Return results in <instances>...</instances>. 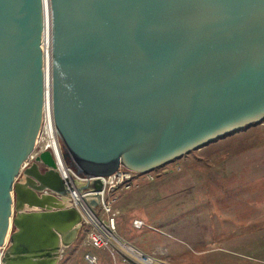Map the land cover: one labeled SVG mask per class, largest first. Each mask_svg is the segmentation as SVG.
<instances>
[{"label": "water", "instance_id": "1", "mask_svg": "<svg viewBox=\"0 0 264 264\" xmlns=\"http://www.w3.org/2000/svg\"><path fill=\"white\" fill-rule=\"evenodd\" d=\"M53 122L91 209L143 174L264 120V0H50ZM43 0H0L1 264H58L83 217L50 150ZM70 161V162H68Z\"/></svg>", "mask_w": 264, "mask_h": 264}, {"label": "rangeland", "instance_id": "2", "mask_svg": "<svg viewBox=\"0 0 264 264\" xmlns=\"http://www.w3.org/2000/svg\"><path fill=\"white\" fill-rule=\"evenodd\" d=\"M257 178L264 182V120L136 174L106 194L112 216L98 207L93 213L105 225L113 218L115 237L160 264H242L232 257L264 248V194L261 184H245ZM88 230L83 225L58 264H87L86 255L97 264H146L116 243L93 248Z\"/></svg>", "mask_w": 264, "mask_h": 264}, {"label": "built area", "instance_id": "3", "mask_svg": "<svg viewBox=\"0 0 264 264\" xmlns=\"http://www.w3.org/2000/svg\"><path fill=\"white\" fill-rule=\"evenodd\" d=\"M44 134H45V123H44V114H43L41 130H40V134L37 139L36 147L33 153L22 164L21 169H24L26 166H28L38 154L42 153L43 151L50 150L56 162V167L60 173L61 178L63 180H67L68 182L66 183V185L67 186L69 185L72 188V190L69 191V198H70L71 205L80 212L81 216L83 217V221H84L83 225L89 226V230L87 232L88 244L95 249H101V250L113 249L114 243H116L115 241L116 238L114 237V234L108 231L109 226L112 229V231L114 230L113 229L114 228L113 218L110 220L109 225H105L102 221H100L93 213V209H91L88 203L86 202L85 200L86 194L79 193L78 190L75 188V185L73 184V181H72L73 179H77L81 181L82 183H86L91 180L78 175L73 170V168L67 166V164L65 163L63 159L62 151H61L60 153H61V161L63 164V168L67 171V174L64 175L60 169L56 153L53 151L52 147L49 146L45 142V138L43 137ZM42 141H44V144L41 145ZM136 174L137 173L135 172H132L123 167H120L112 176H109L106 178H100L103 184V189L99 193L98 208H102L106 215L112 216V207H111L112 203L111 201H106V194L111 192L117 185L129 183ZM135 225L139 226L140 223L136 222ZM4 248H5V245L0 247V264H1L2 256H3ZM85 261L87 262V264H97L98 263V259L92 255H86Z\"/></svg>", "mask_w": 264, "mask_h": 264}, {"label": "bare ground", "instance_id": "4", "mask_svg": "<svg viewBox=\"0 0 264 264\" xmlns=\"http://www.w3.org/2000/svg\"><path fill=\"white\" fill-rule=\"evenodd\" d=\"M44 1V9H45V29L42 39V51H43V60H44V74H45V105H44V123H45V134L46 139L45 142L52 147L53 151L57 155L58 163L61 171L64 175L67 174V171L63 168V164L61 161V149L60 144L57 139V135L54 128L53 122V96H52V61H51V15H50V0ZM109 232L112 234V229L108 228ZM115 237V236H114ZM116 238V244L125 251L132 258L135 257L144 261L146 264H160L158 261H155L153 258L144 255L143 253L137 251L132 246L125 243L122 239ZM158 262V263H157Z\"/></svg>", "mask_w": 264, "mask_h": 264}, {"label": "crops", "instance_id": "5", "mask_svg": "<svg viewBox=\"0 0 264 264\" xmlns=\"http://www.w3.org/2000/svg\"><path fill=\"white\" fill-rule=\"evenodd\" d=\"M257 179H259V178H257ZM261 180H263V179H259V182L258 181L256 182L255 179H251L250 181L249 180L246 181L245 184L247 185V188H249L252 185L254 186V184H261V187H260L261 191H259L261 194L260 193H258V194L262 195V194H264V182L261 181ZM262 188H263V191H262ZM250 242H251V240H248L246 242V245H247L248 248L258 247V246H255V245H251ZM237 245L238 246H242L240 244H237ZM232 259L237 261V262H240L242 264H264V248L261 251H259V250L254 251V254H251V256L250 255L249 256L245 255V256H239V257H232Z\"/></svg>", "mask_w": 264, "mask_h": 264}, {"label": "trees", "instance_id": "6", "mask_svg": "<svg viewBox=\"0 0 264 264\" xmlns=\"http://www.w3.org/2000/svg\"><path fill=\"white\" fill-rule=\"evenodd\" d=\"M68 162H70V161H68ZM73 170H74L76 173L78 172V171H77V169H76V168H74V167H73Z\"/></svg>", "mask_w": 264, "mask_h": 264}]
</instances>
